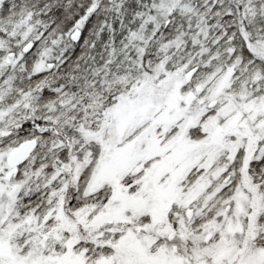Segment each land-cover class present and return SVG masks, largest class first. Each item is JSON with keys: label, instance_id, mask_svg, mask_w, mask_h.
<instances>
[{"label": "snow or ice", "instance_id": "6c2138e0", "mask_svg": "<svg viewBox=\"0 0 264 264\" xmlns=\"http://www.w3.org/2000/svg\"><path fill=\"white\" fill-rule=\"evenodd\" d=\"M0 264H264V0H0Z\"/></svg>", "mask_w": 264, "mask_h": 264}]
</instances>
